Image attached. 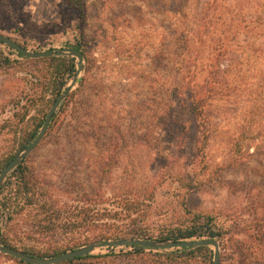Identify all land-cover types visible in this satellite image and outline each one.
I'll return each instance as SVG.
<instances>
[{
  "label": "rangeland",
  "instance_id": "374dc122",
  "mask_svg": "<svg viewBox=\"0 0 264 264\" xmlns=\"http://www.w3.org/2000/svg\"><path fill=\"white\" fill-rule=\"evenodd\" d=\"M82 4L79 12L69 0H0V33L30 51L79 43L84 52L83 83L60 103L25 158L27 167L61 205L98 192L99 205L110 208L111 198L130 195L141 203L132 214L136 223L154 229L189 202L224 229L221 264H238L237 251L264 242V58L255 50L264 49V0ZM2 55L17 62L0 68V159L27 129V117H20L29 107V116L42 109L34 99L46 71L45 63L0 44ZM192 94L203 98L204 132L168 134L165 125L175 116L194 126L187 110ZM108 147L119 154L117 162H101ZM128 251L113 246L91 253ZM0 264L23 263L0 253Z\"/></svg>",
  "mask_w": 264,
  "mask_h": 264
},
{
  "label": "trees",
  "instance_id": "16d2710c",
  "mask_svg": "<svg viewBox=\"0 0 264 264\" xmlns=\"http://www.w3.org/2000/svg\"><path fill=\"white\" fill-rule=\"evenodd\" d=\"M69 3L77 11L83 10L82 0H69ZM178 10H182L181 7ZM262 33L264 31H261ZM0 44L13 50L24 60L43 62L46 65V71L42 75V84L39 85V95H36L34 99V105L42 106V109H35V114L29 116L32 109L29 107L20 117L21 122L27 117V129L24 132L21 131L22 134L20 133L17 141L18 146L14 151L8 152L0 159L1 171L22 148L36 137L39 132L38 128L42 126L47 113L44 108L49 110L57 96L66 88L69 79L75 75L76 61L72 56L29 58L1 41ZM21 45L26 48L24 44ZM72 48L81 51L84 55L79 43L72 45ZM255 50L261 52L264 58L262 47H255ZM15 62L17 60L4 55L0 56V68L11 67ZM262 82L264 83V72ZM82 83L79 81V84ZM47 94L50 97H47ZM73 94L74 92L69 93L63 103L70 100ZM262 96H264V91ZM188 99L190 101L188 100V108H186L194 118V126L183 124L180 117L175 116L165 125L168 134L191 132V137H194L200 134V130L204 132L208 123L203 98L192 94ZM261 105H263L262 102H258L257 110ZM55 116L56 113L52 118ZM17 132L15 131V134ZM100 159L102 163H115L119 159V154L112 147H108ZM83 198V201L76 204H59L53 193L39 184L24 159L8 173L0 188V244L18 249L31 256L50 258L97 239L137 238L178 241L211 237L217 238L220 246V241L225 238L224 229L217 218L197 209L189 202L181 205L178 215L163 221L161 227L154 229V227L150 228L146 221L136 223L132 214L140 212L141 203L130 195L124 194L122 197L111 198L110 208L99 205L98 201L101 198L98 192H92ZM127 219L130 223L124 225ZM40 241L42 244L39 243ZM129 247L132 251L88 253L58 264H114V262L126 260L130 261V264L133 262L143 264L141 261L145 260L146 256L159 258L157 264H194L197 260H200L202 264H213V252L208 246L163 249L154 253H145L147 248L138 245ZM248 250L250 249L243 247L236 252L238 264H264V242L261 247Z\"/></svg>",
  "mask_w": 264,
  "mask_h": 264
},
{
  "label": "water",
  "instance_id": "95a60500",
  "mask_svg": "<svg viewBox=\"0 0 264 264\" xmlns=\"http://www.w3.org/2000/svg\"><path fill=\"white\" fill-rule=\"evenodd\" d=\"M0 41L13 48L17 52L21 53L25 57L29 58H41V57H51V56H72L77 59V70L76 74L72 77L70 83L66 86L62 93H60L55 101L50 106L49 110L46 113L45 119L42 123V126L36 135V137L25 146L14 158L0 171V188L3 185L8 173L13 170L18 164H20L38 145L43 135L45 134L46 129L51 121V118L55 111L57 110L60 103L67 97L71 89L79 81L78 73L83 69V55L81 51L75 48H57V49H47L42 51H30L20 43H18L12 37L0 33ZM138 245L145 248L151 249H167V248H194L198 246H208L212 248L213 251V264H221L220 260V249L219 243L215 238L206 237L201 239L194 240H178V241H169V240H159V239H137V238H112V239H98L92 242H89L77 249L67 251L60 255L44 258L36 257L25 254L24 252L14 249L11 247L4 246L0 244V253L9 255L18 260L24 261L29 264H58L64 260L72 259L75 257L83 256L88 253L93 252L97 248L103 247H113V246H130Z\"/></svg>",
  "mask_w": 264,
  "mask_h": 264
}]
</instances>
